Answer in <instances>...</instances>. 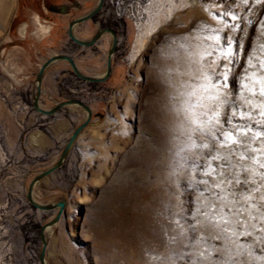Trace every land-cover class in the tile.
I'll return each mask as SVG.
<instances>
[{
	"label": "rangeland",
	"instance_id": "1",
	"mask_svg": "<svg viewBox=\"0 0 264 264\" xmlns=\"http://www.w3.org/2000/svg\"><path fill=\"white\" fill-rule=\"evenodd\" d=\"M5 2L0 264H40V229L58 209L33 208L23 183L58 160L86 112L46 116L32 104L42 63L70 49L66 17L58 32L42 0ZM115 5L127 39L109 78L82 80L66 61L44 76V108L77 98L93 111L65 164L33 191L42 204L67 201L48 264H264V0ZM105 48L70 56L101 76Z\"/></svg>",
	"mask_w": 264,
	"mask_h": 264
},
{
	"label": "water",
	"instance_id": "2",
	"mask_svg": "<svg viewBox=\"0 0 264 264\" xmlns=\"http://www.w3.org/2000/svg\"><path fill=\"white\" fill-rule=\"evenodd\" d=\"M103 3H104V0H99L96 8L93 11H91L90 13H88L84 16H81L77 19H74L70 23L68 32H69L70 37L76 43H78L81 46L93 44L105 32H110L114 35V42L112 44V47L109 50L108 60H107V68H106V71L104 72V74H102L101 76H91V75L85 74L79 68L74 57H72L68 54L60 53V54L52 55L51 57H49L48 59H46L42 63V65H41V67H40V69L36 75V79H35V91L33 93L32 104H33V107L35 108L36 111L40 112L43 115L50 116V115H54V114L58 113L59 111L63 110L65 107L79 106L86 112L85 120L73 130L67 144L62 149L58 160L56 162H54L52 165H50L49 167L41 170L36 176H34L33 179L30 181L28 188H27L26 198H27V201L30 203V205L33 208L45 210V211L58 209L55 216L49 222L44 224L40 229V237H41V241H42V247H41V251L39 254L40 264H48L47 248H48L49 238L47 235V230L51 229L54 225H56L58 223V221L60 220L61 215L63 213V210L67 205V201L65 199H60L56 202H50V203L42 204L34 198L33 191H34V189H35V187L39 181H41L45 177L49 176L50 174H52L53 172H55L56 170H58L59 168H61L65 164V162L67 161V159H68L79 135L90 124L92 116H93L92 108L86 102H84L81 99H77V98L62 100L60 102H57L53 107H51L49 109L44 108L40 103V98H41V95L43 92L42 91L43 80H44V76H45L47 69L51 65H53L54 63H57L59 61H66L68 64H70V66L72 67L75 74L79 78H81L82 80H85L88 82H103L109 78V76L112 72V69H113V63H112L113 62V54H114V51L116 48V43H117L116 36H115L113 30H111L110 28H101L98 30L96 35L92 39H89V40L81 39L75 33L76 25L86 21L88 18H90L92 15H94L102 7Z\"/></svg>",
	"mask_w": 264,
	"mask_h": 264
},
{
	"label": "flooded vegetation",
	"instance_id": "3",
	"mask_svg": "<svg viewBox=\"0 0 264 264\" xmlns=\"http://www.w3.org/2000/svg\"><path fill=\"white\" fill-rule=\"evenodd\" d=\"M40 0H38L39 2ZM44 5L50 10L51 13L56 15V20H53V28L56 27L58 32L62 29V20L61 17H66L67 22V38L69 39L70 49L76 46H81L76 43L69 35V26L70 23L81 16H84L91 11H93L99 0H96L95 4L89 8L85 7V4L89 0H42ZM107 0H104L102 7L90 18L86 21L76 25L75 33L78 36V30H80L83 34L79 35L78 37L81 39L89 40L92 39L99 29L101 28H110L113 30L116 36V48L113 54V67L115 63V59L117 58V54L120 52L119 46L122 44V40L127 39V28H126V21L124 18L121 17L120 8H118L115 4L119 2V0H111L110 4H106ZM81 34V33H80ZM114 42V35L110 32H105L96 42L91 45L81 46L84 48L83 56H87L89 54H93L94 56H101L105 47L108 46L107 52V60L109 50L112 47ZM70 49H63L61 53L70 54ZM60 54V53H59ZM76 60V58H74ZM77 62V60H76ZM70 66V64H69ZM71 67V66H70ZM69 72L73 75H76L73 71L72 67L69 69ZM27 184L26 182L23 183V194L26 199V192H27Z\"/></svg>",
	"mask_w": 264,
	"mask_h": 264
},
{
	"label": "bare ground",
	"instance_id": "4",
	"mask_svg": "<svg viewBox=\"0 0 264 264\" xmlns=\"http://www.w3.org/2000/svg\"><path fill=\"white\" fill-rule=\"evenodd\" d=\"M7 9H8V6L6 5L5 0H0V27H2L4 25V22H5V19H6V14H7ZM37 30H38V28H37ZM39 30L43 34H45V33H48L49 27L40 25ZM146 39L147 38L145 37L139 42V46L137 48L136 54H138L141 51V49L145 46L146 41H147ZM49 233H50V229L47 230V235Z\"/></svg>",
	"mask_w": 264,
	"mask_h": 264
},
{
	"label": "snow or ice",
	"instance_id": "5",
	"mask_svg": "<svg viewBox=\"0 0 264 264\" xmlns=\"http://www.w3.org/2000/svg\"><path fill=\"white\" fill-rule=\"evenodd\" d=\"M210 119H212V118H210ZM228 140H229L230 143H234L235 142V139H234V137L231 136V134L228 135Z\"/></svg>",
	"mask_w": 264,
	"mask_h": 264
}]
</instances>
